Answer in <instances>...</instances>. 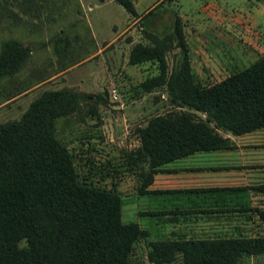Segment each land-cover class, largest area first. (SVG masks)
<instances>
[{"label":"rangeland","instance_id":"1","mask_svg":"<svg viewBox=\"0 0 264 264\" xmlns=\"http://www.w3.org/2000/svg\"><path fill=\"white\" fill-rule=\"evenodd\" d=\"M129 3L130 8L118 0H0V55L8 48L18 59L14 68L0 73V123L18 120L44 90L75 92L77 105L54 120L55 135L82 164L80 173L90 174L99 186L115 188L122 198V221L140 222L157 212L153 199L130 196L141 182L139 168L127 162L139 145L138 128L155 114L189 111L203 118L178 99L177 89L167 85L169 78L186 68L198 87H206L263 57L264 0ZM136 43L152 47L157 56L130 63ZM161 66V82L149 85ZM112 88L116 98L110 95ZM84 160L93 162L87 170ZM260 204L264 197L253 196L244 212L234 214V233L233 228L189 227L186 220L172 218L163 229L141 221L145 232L132 241L127 262L152 264L149 242L176 239L173 233L180 230L186 233L181 237L264 234L255 210ZM180 261L177 253L160 264ZM237 264H264V253L243 255Z\"/></svg>","mask_w":264,"mask_h":264},{"label":"trees","instance_id":"2","mask_svg":"<svg viewBox=\"0 0 264 264\" xmlns=\"http://www.w3.org/2000/svg\"><path fill=\"white\" fill-rule=\"evenodd\" d=\"M118 2L130 8L129 0ZM8 50L0 55V73L18 62ZM154 56L152 47L136 43L128 61ZM163 70L149 85L161 82ZM167 85L177 89L182 103L233 133L264 127V56L206 87H198L186 68ZM76 105L70 89L44 90L18 120L0 123V264H128L132 241L145 232L136 221H122L115 188L80 173L76 155L57 139L54 120ZM138 139L127 161L139 168L137 192L161 164L227 142L189 111L151 116L138 128ZM91 163L84 160L86 170ZM252 188L264 191V184ZM258 216L264 218V211ZM149 246L152 264L171 261L177 253L179 264H237L243 255L264 253V234L156 239Z\"/></svg>","mask_w":264,"mask_h":264},{"label":"crops","instance_id":"3","mask_svg":"<svg viewBox=\"0 0 264 264\" xmlns=\"http://www.w3.org/2000/svg\"><path fill=\"white\" fill-rule=\"evenodd\" d=\"M261 16L264 22V14ZM258 59L259 57L255 58L249 64ZM196 113L200 118L203 117L202 120L217 135L227 140L226 146L194 151L161 164L152 173L145 189L139 192L135 190L130 196L154 200L153 210L157 213L153 217L140 218V222L147 225L152 223L163 229L167 226V220L172 218L177 221L186 220L189 227L204 226L216 231H231L233 228L234 233V229L238 227L235 222L237 216L234 214L244 212L243 206L253 196L264 197V191L252 188L264 184V127L233 133L209 119L205 113ZM154 194L157 196L153 197ZM125 203L130 205V202ZM260 207L255 209L257 213L264 211V205L260 204ZM160 218L161 223L157 222ZM258 218L264 222V218ZM224 221L226 225L223 224ZM140 222H137L138 225H141ZM205 222L208 225H204ZM181 231L174 232L173 236H177L176 239L205 238L181 237L186 234ZM234 236L236 235L220 237Z\"/></svg>","mask_w":264,"mask_h":264},{"label":"built area","instance_id":"4","mask_svg":"<svg viewBox=\"0 0 264 264\" xmlns=\"http://www.w3.org/2000/svg\"><path fill=\"white\" fill-rule=\"evenodd\" d=\"M110 95H111L113 98H116V97H117V94H116V91H115L114 88H112V89L110 90Z\"/></svg>","mask_w":264,"mask_h":264}]
</instances>
